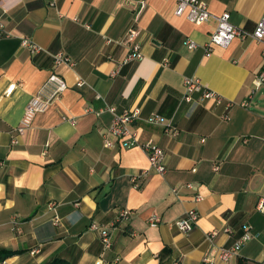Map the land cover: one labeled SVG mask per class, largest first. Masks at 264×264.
Listing matches in <instances>:
<instances>
[{
  "label": "crops",
  "instance_id": "1",
  "mask_svg": "<svg viewBox=\"0 0 264 264\" xmlns=\"http://www.w3.org/2000/svg\"><path fill=\"white\" fill-rule=\"evenodd\" d=\"M204 1L210 13H229L230 23L249 33L264 11V0ZM175 6L174 0H0V250L21 251L0 264L54 257L64 264L264 259V209L257 207L264 194V85L249 97L263 45L236 37L206 55L214 21L193 24ZM23 37L41 52L31 55ZM185 40L197 47L187 49ZM134 44L141 58L125 63ZM57 52L75 64L54 67ZM51 72L67 89L11 144L27 102ZM185 77L233 104L198 94L195 104L183 101ZM105 107L116 114L139 110L130 128L140 144L165 151L163 174L138 146H104L113 117ZM152 115L169 125L146 123ZM133 176H140L137 187ZM190 209L198 219L183 233L174 222ZM122 210L129 216L115 224ZM91 224L109 230V249ZM243 225L251 239L220 261L215 253L232 246Z\"/></svg>",
  "mask_w": 264,
  "mask_h": 264
},
{
  "label": "built area",
  "instance_id": "2",
  "mask_svg": "<svg viewBox=\"0 0 264 264\" xmlns=\"http://www.w3.org/2000/svg\"><path fill=\"white\" fill-rule=\"evenodd\" d=\"M129 1L131 3V1L134 0ZM174 2L176 3L175 14L177 16L184 15L186 19L193 24L199 25L207 21H214L215 27L209 36L208 42L203 46L206 55L210 54L214 47H225L234 38L240 37L242 39L251 38L256 42L261 43L263 45L264 59V11L259 20L256 22L254 30L249 33L232 25L230 23L229 13L225 12L220 15H213L212 13H210L204 0H174ZM21 45L27 48L31 55H36L41 52V48L33 44L28 37L22 38ZM184 46L189 50H193L197 47V44L193 40H185ZM51 56L53 59L54 67L61 64H65L67 66H73L75 64L69 56L63 54L62 52L53 53ZM139 58H141L139 45L134 44L131 52L125 59V63L132 60H137ZM182 83L183 93L181 97L182 100L187 103L195 104L194 96L198 94L199 99L211 100L216 105L224 103L226 107H230L233 104V102L225 100L220 94L201 83L197 78L185 77ZM78 84L81 85L82 82H78ZM252 84L253 88L250 91V98L259 87L264 85V64L261 70L254 77ZM66 89L67 84L65 83V81L57 73L51 72L39 87L37 92L32 95V97L27 102L19 124L12 131L11 144L16 145L18 143V138L23 136L26 131L31 128L34 117L39 113L45 112L54 100L62 96L63 92ZM248 103L249 102L245 100L241 102L240 106L246 107L248 106ZM103 110L110 112L113 116L110 125L108 126L107 131L104 134V146H119L124 148L138 146L147 154L150 168H152L159 174H163L165 172V151L156 144H152L149 142L140 144L137 140L136 134L130 128V126L137 119H139V110H125L120 114H116L113 107H105ZM99 113L100 112L96 114ZM223 119L226 120L227 115H223ZM145 122L152 125H169L168 123H166L164 118L156 115L148 117ZM173 133L175 134L176 132L173 130ZM141 175L143 174H140V176ZM140 176L132 177V182L136 187L138 186L137 181ZM196 200H200V196H197ZM257 207L260 210L264 209V194L259 199ZM128 216L129 212L127 210H122L115 220V223H120L122 220L127 219ZM197 219L198 214L196 210L190 209L186 211L180 218H178L174 222V225L179 231L183 233H189L195 226ZM149 221L150 223L155 224L158 222V218L152 216ZM90 229L99 231L101 244L104 249H109L111 247V240L108 229H101L96 224H91ZM241 230L242 233L240 237L232 246L228 248H221L217 251V253H215L220 261H227L228 259H230L236 254V252L244 242L251 239L252 236L250 232V226L243 225ZM215 234L216 232H212L211 234H209V239L214 237ZM204 261L210 263L207 258H205ZM96 264L109 263L99 260L98 262H96ZM246 264H264V259L257 263Z\"/></svg>",
  "mask_w": 264,
  "mask_h": 264
},
{
  "label": "trees",
  "instance_id": "3",
  "mask_svg": "<svg viewBox=\"0 0 264 264\" xmlns=\"http://www.w3.org/2000/svg\"><path fill=\"white\" fill-rule=\"evenodd\" d=\"M20 252L21 251H15V250H5V249L0 250V262L6 260L7 258L13 255L19 254ZM44 264H64V262L61 258L54 257L53 259H51L50 261ZM239 264H242V262L239 261Z\"/></svg>",
  "mask_w": 264,
  "mask_h": 264
}]
</instances>
